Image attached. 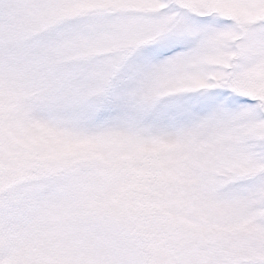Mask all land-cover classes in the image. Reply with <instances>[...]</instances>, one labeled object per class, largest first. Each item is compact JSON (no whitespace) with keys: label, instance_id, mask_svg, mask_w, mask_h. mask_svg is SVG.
<instances>
[{"label":"snow or ice","instance_id":"obj_1","mask_svg":"<svg viewBox=\"0 0 264 264\" xmlns=\"http://www.w3.org/2000/svg\"><path fill=\"white\" fill-rule=\"evenodd\" d=\"M0 264H264V0H0Z\"/></svg>","mask_w":264,"mask_h":264}]
</instances>
